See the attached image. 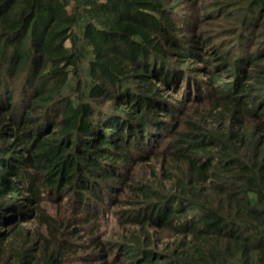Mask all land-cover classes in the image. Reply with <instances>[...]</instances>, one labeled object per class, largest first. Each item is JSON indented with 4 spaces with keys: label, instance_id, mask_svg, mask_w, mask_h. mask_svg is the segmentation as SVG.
Instances as JSON below:
<instances>
[{
    "label": "trees",
    "instance_id": "1",
    "mask_svg": "<svg viewBox=\"0 0 264 264\" xmlns=\"http://www.w3.org/2000/svg\"><path fill=\"white\" fill-rule=\"evenodd\" d=\"M127 189L136 234L77 254ZM96 260L264 264V0H0V264Z\"/></svg>",
    "mask_w": 264,
    "mask_h": 264
},
{
    "label": "rangeland",
    "instance_id": "2",
    "mask_svg": "<svg viewBox=\"0 0 264 264\" xmlns=\"http://www.w3.org/2000/svg\"><path fill=\"white\" fill-rule=\"evenodd\" d=\"M202 10H210L211 7H202V5L198 6V11ZM211 11V10H210ZM205 21L202 23V25L206 28H220L217 25H215L218 20H213L211 18V15H207L206 18H204ZM226 21L224 19L221 20V25L225 26ZM201 55V54H200ZM203 56V55H202ZM201 62H197V64H200ZM199 77H204L203 75H200ZM153 162H145L143 160H140L137 162L133 168V173L136 175L137 178L142 179H158L159 175H156L155 178L154 174H152V166ZM128 191V192H127ZM136 191H129L128 189L126 192L122 193L121 195H115L114 201L112 204H110V208L106 210L96 222L92 226L89 224L85 227L79 226L80 231V237L79 238H72L73 241H77L79 244H83L82 247H79V250L77 251V254L82 252V249L84 248V245L87 242H89V236L95 235L97 237V242L93 243L91 245L90 250L93 251H99L101 249L106 248V240H110L113 242H121L129 240L132 237V234H136V232L139 230V226L132 223L131 221H128L126 218H123L121 213L126 214L125 212H128L130 214H133V209L136 207L131 202V197L136 196ZM52 198L49 197L48 194L43 196L42 201L40 202L41 211H44L46 215L51 214L53 217H57L58 221L63 218V214H68V205L64 203V201L57 200L52 201ZM34 204L33 202L31 203ZM107 209V206H105ZM126 210V211H124ZM39 212L36 210V214L34 218H30L29 220L24 222V225L27 227H30L31 229L33 227H36L39 225L40 219H38ZM121 215V216H120ZM91 230V232H90ZM149 230H151L149 228ZM176 239L174 237H165V235L161 236V239L156 241L154 244L158 248H165L167 246L175 244ZM97 253V252H96ZM112 256V254H111ZM95 264H98V260L94 262ZM116 264H122V262L116 263Z\"/></svg>",
    "mask_w": 264,
    "mask_h": 264
}]
</instances>
